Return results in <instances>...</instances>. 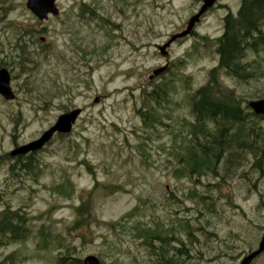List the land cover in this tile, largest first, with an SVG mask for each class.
<instances>
[{
	"label": "rangeland",
	"instance_id": "374dc122",
	"mask_svg": "<svg viewBox=\"0 0 264 264\" xmlns=\"http://www.w3.org/2000/svg\"><path fill=\"white\" fill-rule=\"evenodd\" d=\"M201 2L57 0L59 15L39 23L26 0H0L6 64L0 69L16 96L0 97V211H17L29 228L25 240L0 245V264H56L67 249L81 261L153 264L152 250L137 236L146 228L168 232L170 252L181 240L190 256L184 264H239L257 249L264 236V155L261 170L244 154L216 175H178L194 120L190 96L217 66L223 18L236 15L241 0L218 1L161 56L158 47L185 29ZM19 29L31 33L29 61L20 65L11 59ZM246 62L248 79L220 75L242 108L264 99V52L248 53ZM156 86L167 88V101L148 123L137 112ZM75 109L81 114L71 133L35 154L39 172L11 175L9 153ZM254 121L264 144V118ZM81 203L88 223L73 228ZM251 264H264V253Z\"/></svg>",
	"mask_w": 264,
	"mask_h": 264
},
{
	"label": "trees",
	"instance_id": "16d2710c",
	"mask_svg": "<svg viewBox=\"0 0 264 264\" xmlns=\"http://www.w3.org/2000/svg\"><path fill=\"white\" fill-rule=\"evenodd\" d=\"M263 26L264 0H241L236 15L228 13L223 18V32L216 39L217 66L209 71L206 84L190 96L194 120L189 126L192 129L190 141L178 159L181 166L180 173L177 170L179 176L195 178L216 175L221 165L225 170L234 164L238 165L244 154L254 156L256 166L261 170L259 163L264 155V144L262 133L254 121L261 117L250 112L247 106L242 108L234 93L221 84L220 75L223 73L238 81L250 78L252 72L246 57L248 53L257 55L264 52ZM30 36L31 33L18 30L11 59L19 61V65L29 61L25 39ZM0 66L6 64L2 61ZM166 89L164 86H156L147 93L149 104L137 112L146 122H153L152 113L156 106L167 101ZM155 122H158L156 118ZM7 160L12 161L9 172L13 176L19 173L34 176L39 170L35 154L14 159L8 157ZM198 198L203 199L201 196ZM85 209L84 203L76 209L77 220L73 228L88 223ZM185 233L188 240L192 239L191 232L186 230ZM28 235L29 228L21 214L8 209L0 211V245L10 241L21 242ZM137 236L152 250L155 257L153 264H184L185 257L190 258L181 240H176L178 247L173 246L170 252L167 246L168 232L146 228L139 230ZM154 241L160 246L155 248ZM56 264H82V261L72 256L67 249L64 255L56 259Z\"/></svg>",
	"mask_w": 264,
	"mask_h": 264
},
{
	"label": "water",
	"instance_id": "95a60500",
	"mask_svg": "<svg viewBox=\"0 0 264 264\" xmlns=\"http://www.w3.org/2000/svg\"><path fill=\"white\" fill-rule=\"evenodd\" d=\"M219 0H202L198 11L192 15L186 23V27L180 33L170 37V39L161 47H158L161 56L167 55V49L177 40L188 37L194 30L196 24L199 23L201 17L212 8ZM57 0H26L25 8L40 23L48 20L49 17L54 18L59 15V9L56 5ZM43 42V40H41ZM167 65L153 70L149 80L154 79L165 73ZM0 97L5 102H12L16 99L15 94L10 87V75L5 68L0 69ZM97 101V100H95ZM251 112L256 116L264 118V99L250 101L248 104ZM81 114L80 109H75L62 114L55 124L45 131L37 140L29 144L17 147L10 152V157L26 156L30 153H36L43 149L53 138L54 135H68ZM264 253V236L261 238L257 249L246 255L239 264H251L259 255ZM82 264H101L94 256H88L82 260Z\"/></svg>",
	"mask_w": 264,
	"mask_h": 264
}]
</instances>
